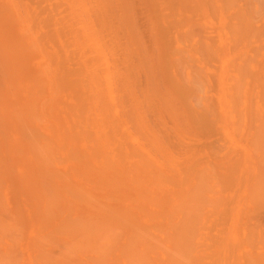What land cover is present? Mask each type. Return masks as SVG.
<instances>
[{
  "label": "bare ground",
  "instance_id": "6f19581e",
  "mask_svg": "<svg viewBox=\"0 0 264 264\" xmlns=\"http://www.w3.org/2000/svg\"><path fill=\"white\" fill-rule=\"evenodd\" d=\"M0 264H264V0H0Z\"/></svg>",
  "mask_w": 264,
  "mask_h": 264
}]
</instances>
